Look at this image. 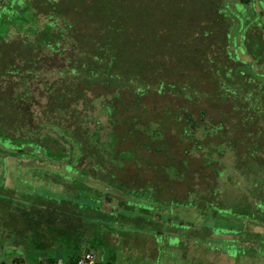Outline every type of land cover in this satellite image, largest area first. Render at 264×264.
Segmentation results:
<instances>
[{
    "label": "trees",
    "instance_id": "1",
    "mask_svg": "<svg viewBox=\"0 0 264 264\" xmlns=\"http://www.w3.org/2000/svg\"><path fill=\"white\" fill-rule=\"evenodd\" d=\"M125 1L0 0V165L8 178L17 176L22 181L29 178L35 183L53 179L51 190L62 192L60 203L51 198L55 193L33 192L35 186L32 191L29 186L23 192L30 206L24 213L27 217L24 222L36 229L35 253L49 263L60 256L65 264H73L82 248L74 246L75 251L70 250L64 258L61 253L67 249L63 244L71 242L72 232L75 233L72 226L67 229L66 225L70 223L68 219L79 215L76 209L83 206L105 215L133 206L124 195L126 191H135L134 181L127 187L107 167L112 162L120 166V160L125 158L126 152L122 151L118 154L120 160L114 161L118 135L111 130L102 132L104 126L97 119L89 127L93 117L81 116L76 109L87 89L98 83L113 89L115 97L121 88L129 87L137 95L152 89L157 92L168 89L189 99L210 95L214 100L227 102L229 110L221 111L217 123L204 120L197 125L193 118L187 117L183 133L193 137L200 126L205 135L216 134L224 126L223 119L233 116L232 137L209 145L202 141L194 145L206 152V162L242 175L246 187L241 191L252 193L250 201L254 208H247L246 198L241 194L230 201L225 200L224 193L217 195L222 205L237 207V214L230 217L237 225L229 230L239 232L256 245L262 244L264 235L259 231L263 224L258 220V212L264 211V0H212L216 9L211 14L214 25L207 27L214 30L209 28L208 32L198 34L190 49L185 47L176 55L180 72L187 71L188 63L196 62L213 74L216 88L211 93L187 83L168 84L159 76L158 66H145L150 60L142 55H153V47L149 45L160 44L163 50L174 45L162 39L149 40L151 37L140 33L141 30L138 35L125 33L126 26L131 28L129 20L133 17ZM237 4L242 7L240 11ZM243 10L245 15L241 13ZM215 39L219 40V50L211 52ZM50 61L52 65L47 66ZM39 91L47 99L42 110L36 106ZM103 105L112 114V107ZM51 113H57L58 118ZM66 119L76 123L67 124ZM212 153L216 159L211 157ZM225 157H231L230 163ZM228 177L234 180L229 173ZM11 184L7 189L13 199L17 183ZM217 187L200 194L209 205L216 195L210 191ZM107 191L111 192L106 194ZM198 217L202 225L216 229L219 225L225 228L224 221L229 219L225 212L210 207ZM79 220L84 225L86 220L80 217ZM41 222L47 224L50 234L57 232L50 238L51 249L58 253L56 258L49 256L45 241L36 238ZM85 227L78 239L82 240Z\"/></svg>",
    "mask_w": 264,
    "mask_h": 264
},
{
    "label": "rangeland",
    "instance_id": "2",
    "mask_svg": "<svg viewBox=\"0 0 264 264\" xmlns=\"http://www.w3.org/2000/svg\"><path fill=\"white\" fill-rule=\"evenodd\" d=\"M211 2L212 0L125 1L126 8H130L133 14L132 20H129L131 28L126 26L125 33L130 31L131 35H138L141 30L140 33H146L151 37L149 40L162 39L174 45L172 48H166L169 52L163 50L160 44L149 45L148 47H153V55L148 53L138 55V57L142 55L143 58H149L150 61L145 62V66H158L159 76L163 77L166 83L172 85L176 82L187 83L195 89L210 93L216 88L215 77L204 65L196 62L188 63L187 71L182 73L179 70L180 64L176 60V55L183 52L185 47L190 49L193 46L192 42H195L198 34L208 32L207 30L210 29L214 30L210 26L207 27L209 24L214 25L211 14L216 12V9ZM241 8L237 4L239 11ZM241 13L245 15V11ZM244 15L240 16L244 18ZM124 17L123 13L122 19ZM218 43L219 40L217 42L215 39L213 49L210 44L211 52L219 50ZM52 63L50 61L46 65L50 66ZM131 90L129 87H123L119 90V95L115 97L112 94L113 89L105 88L100 83L95 84L94 87L87 89V95L84 98L79 99L76 109L81 116L93 117L89 127L97 119L104 126L101 129L102 132L111 130L118 135V142L114 146L115 152L117 151L113 154L114 161L120 160L118 154L122 151L126 152L125 158L120 160L122 163L120 166L112 162L107 163V167L127 187L134 181L135 191H126L127 195H124L129 200L128 204L134 207H121L125 204L122 203L119 206L121 208H118L115 213L108 212L105 215L102 211L89 210L83 206L81 209H76L79 215H75L76 219L70 218L71 221L68 219L70 223L66 225L67 229L72 226L75 233L72 232L71 242L63 244V247L67 248L61 253L63 258L68 252L71 253L70 250L75 251L73 248L77 246L78 249L82 248V252L87 250L93 252L97 264H159L161 260L159 261L160 258L156 253L151 262L152 252L145 250L143 242L151 241L152 237L164 236L167 228L175 225L176 222L184 221L188 224L202 222L198 215L200 213L203 215L205 209L209 207L217 212H225L226 217L229 218L224 221L227 229L218 228L217 230L222 233H236L229 229L237 225V222L230 219L237 214L238 210L235 209L237 207L222 205L217 193H224L226 201L233 200L236 194H241L246 198L247 208H254L250 201L252 193L245 194L241 191L246 187L242 175L237 171L234 174L231 168L226 170L225 166L220 168L216 164L206 162V152L203 149H197L194 145L201 141L209 145L232 137L235 134L231 127L233 116L223 119L224 126L216 134L205 135L200 126L196 127L193 137H187L183 133L187 117L193 118L197 125L204 120L211 121V124L217 123L221 120V111L229 110L227 102L214 100L210 95L189 99L183 94L168 89L162 92L152 89L141 95ZM38 94L40 97L36 106L42 110L47 99L41 91ZM85 102L89 104L85 106ZM103 103L112 107V114L106 111ZM51 116L58 118L57 113H51ZM66 120L67 124H71L70 121L76 123V120ZM45 131L48 130L45 129ZM211 157L216 159L215 153H212ZM230 158L225 157L227 163H230ZM228 173L234 180L228 177ZM20 179L17 176L8 178L0 165V263L48 264L47 259L41 260L35 253L36 249L33 247L35 227L24 222L27 218L24 213L28 212L30 206L23 192L30 186V191L36 187V191L33 192L39 195L55 193L51 196L55 199V203H60L59 194L62 192L51 190L54 184L53 179L46 182L37 180L36 183L29 178L24 181ZM11 182L17 183L13 199L7 189L12 185ZM214 186L218 187L210 191L211 195L216 194L214 198H211L210 206L206 203L207 198L204 197L203 200L200 194L203 190ZM110 192L107 191L106 194ZM197 193L199 196L196 195ZM135 200L147 202V205L135 203L137 202ZM259 207L263 208V206ZM139 208L146 210H139ZM258 213V220L263 224L259 233L264 235V211ZM29 215L33 214L29 213ZM79 217L86 220L84 223L86 227L80 222ZM40 225L36 238L45 241L44 246L49 256L56 258L58 253L51 249L53 239L50 238L57 232L53 231V234H50L51 232L46 230V223L43 222ZM83 227L86 230L81 235V240L78 238ZM218 262L219 260L215 261V263Z\"/></svg>",
    "mask_w": 264,
    "mask_h": 264
},
{
    "label": "crops",
    "instance_id": "3",
    "mask_svg": "<svg viewBox=\"0 0 264 264\" xmlns=\"http://www.w3.org/2000/svg\"><path fill=\"white\" fill-rule=\"evenodd\" d=\"M209 227L199 221L176 222L167 228L164 236L152 237L143 246L152 252L151 262L155 253L158 255L159 264H264V241L256 245L237 231L222 233L216 227Z\"/></svg>",
    "mask_w": 264,
    "mask_h": 264
},
{
    "label": "built area",
    "instance_id": "4",
    "mask_svg": "<svg viewBox=\"0 0 264 264\" xmlns=\"http://www.w3.org/2000/svg\"><path fill=\"white\" fill-rule=\"evenodd\" d=\"M48 264H65L62 259H57L54 262ZM73 264H97L96 256L91 251L82 252L77 259L73 262Z\"/></svg>",
    "mask_w": 264,
    "mask_h": 264
}]
</instances>
